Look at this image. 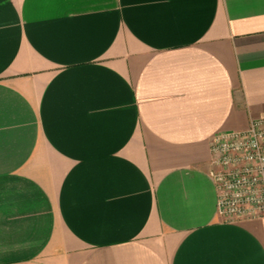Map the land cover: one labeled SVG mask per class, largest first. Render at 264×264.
I'll list each match as a JSON object with an SVG mask.
<instances>
[{"label":"crops","instance_id":"obj_1","mask_svg":"<svg viewBox=\"0 0 264 264\" xmlns=\"http://www.w3.org/2000/svg\"><path fill=\"white\" fill-rule=\"evenodd\" d=\"M260 117L264 0H0V264H264L210 177Z\"/></svg>","mask_w":264,"mask_h":264},{"label":"built area","instance_id":"obj_2","mask_svg":"<svg viewBox=\"0 0 264 264\" xmlns=\"http://www.w3.org/2000/svg\"><path fill=\"white\" fill-rule=\"evenodd\" d=\"M211 151L218 213L227 222L264 217V117L216 133Z\"/></svg>","mask_w":264,"mask_h":264}]
</instances>
